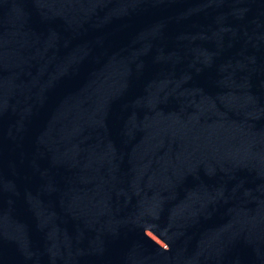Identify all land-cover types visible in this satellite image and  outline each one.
<instances>
[{
    "label": "water",
    "instance_id": "water-1",
    "mask_svg": "<svg viewBox=\"0 0 264 264\" xmlns=\"http://www.w3.org/2000/svg\"><path fill=\"white\" fill-rule=\"evenodd\" d=\"M0 264H264V0H0Z\"/></svg>",
    "mask_w": 264,
    "mask_h": 264
}]
</instances>
